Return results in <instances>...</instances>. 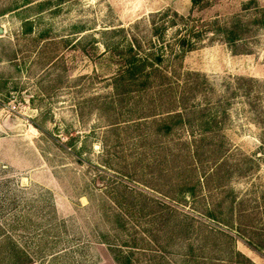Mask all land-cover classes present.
I'll return each instance as SVG.
<instances>
[{
	"label": "rangeland",
	"instance_id": "374dc122",
	"mask_svg": "<svg viewBox=\"0 0 264 264\" xmlns=\"http://www.w3.org/2000/svg\"><path fill=\"white\" fill-rule=\"evenodd\" d=\"M126 261L264 264V0H0V264Z\"/></svg>",
	"mask_w": 264,
	"mask_h": 264
},
{
	"label": "trees",
	"instance_id": "16d2710c",
	"mask_svg": "<svg viewBox=\"0 0 264 264\" xmlns=\"http://www.w3.org/2000/svg\"><path fill=\"white\" fill-rule=\"evenodd\" d=\"M196 2H198V0H193V3L196 4ZM224 34H225V41L228 45H233L236 44L237 42H239L241 40V36H242V32L240 30V26H233L229 29H224ZM137 48H139V46L137 45ZM192 48V44L190 43V41H188L187 39L183 38L179 40V51L180 54L183 55L186 51H190V49ZM159 62H161V59H158ZM134 62L136 63V65H132L130 66V68L126 71L130 76L133 75L134 73L142 75L144 74V71L146 69V67L144 66V64H141L139 60H134ZM133 66V67H132ZM131 70H133V72H131ZM149 73H146V75ZM145 75V76H146ZM179 114L176 113L174 115H170V117H168V119H172L174 117H177ZM231 211V210H230ZM210 217L214 218L213 214L210 213L209 214ZM229 217H225L224 219H221V223L228 227L231 225L232 222V215H228ZM237 257H241V255L239 253L235 254ZM243 258V257H242ZM244 259V258H243ZM246 261H248L247 259H244ZM115 261L117 263H119V261L117 259H115ZM249 262V261H248ZM125 264H129L128 261H126Z\"/></svg>",
	"mask_w": 264,
	"mask_h": 264
}]
</instances>
